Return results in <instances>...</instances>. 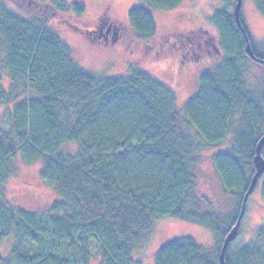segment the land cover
<instances>
[{
    "label": "trees",
    "instance_id": "trees-1",
    "mask_svg": "<svg viewBox=\"0 0 264 264\" xmlns=\"http://www.w3.org/2000/svg\"><path fill=\"white\" fill-rule=\"evenodd\" d=\"M142 1L160 10L183 2ZM236 1L220 0L212 14L221 60L199 75L196 92L179 109L173 91L144 70L102 76L82 68L54 32L0 0V105L8 113V125L0 127V245L10 241L0 264H90L92 257L97 264H139L134 250L164 217L204 226L217 242L206 253L192 236L173 237L158 246L154 264H219L264 133V89L255 95L242 78L250 58L246 44L258 62L264 47L253 43L241 13L237 24ZM253 2L264 15V0ZM57 8L84 12L74 2ZM128 21L138 39L154 36L156 23L146 8H130ZM229 133L227 149L209 155L236 204L219 217L197 192L190 163L202 143L215 147ZM17 153L26 164L41 163L40 178L60 197L49 207L30 210L7 201L4 187ZM259 181L264 200V171L254 188ZM255 238L234 250L231 242L225 264H264V224Z\"/></svg>",
    "mask_w": 264,
    "mask_h": 264
},
{
    "label": "rangeland",
    "instance_id": "rangeland-1",
    "mask_svg": "<svg viewBox=\"0 0 264 264\" xmlns=\"http://www.w3.org/2000/svg\"><path fill=\"white\" fill-rule=\"evenodd\" d=\"M8 6L21 16L43 24L54 32L72 52L73 59L82 68L102 76L123 75L130 68L141 69L169 87L176 106L183 108L186 100L198 86L199 75L213 69L221 60L218 39L211 16L222 6L220 0H183L172 10L148 7L142 0H6ZM80 3L82 14H72L58 10L60 2ZM146 8L156 23L154 36L148 41L138 39L128 21V11L135 6ZM240 13L246 30L259 48L264 47V15L253 0H241ZM94 25L106 33V27L116 25L121 33L113 41L109 40L112 29L105 41L94 36L87 29ZM186 36H190L194 46H183ZM213 43L218 53L211 50ZM200 44V48L198 47ZM1 48V47H0ZM210 49V52L207 51ZM194 51L198 59L180 62L181 53ZM1 56V50H0ZM243 86L247 91L259 95L264 89V64L247 58ZM8 125L5 105H0V127ZM231 133L223 143L211 147L200 145L201 151L191 159L190 172L197 184V192L206 197L209 207L219 217L228 216L235 209V200L223 189L219 176L213 169L209 155L227 149ZM74 148L70 146L69 149ZM264 159V153H263ZM12 176L4 189L7 201L30 210L49 207L60 197L51 184L40 178L41 163L26 164L17 153L10 160ZM264 224V200L261 181L246 199L240 220V229L232 241L231 249L250 244L256 238L257 228ZM179 236H192L206 253H213L216 236L210 229L184 220L164 217L154 223L146 242L134 250L133 258L139 264H154V253L158 246ZM10 241L0 245V254L8 252ZM97 244L91 240V251L95 253ZM90 264H97L92 257Z\"/></svg>",
    "mask_w": 264,
    "mask_h": 264
},
{
    "label": "water",
    "instance_id": "water-1",
    "mask_svg": "<svg viewBox=\"0 0 264 264\" xmlns=\"http://www.w3.org/2000/svg\"><path fill=\"white\" fill-rule=\"evenodd\" d=\"M240 7H241V0H237L236 4L234 6V16H235V20H236L238 25H239ZM245 51L252 59H257V58H255L253 51H252V48H251L249 43L246 44ZM260 62L262 64H264V59L260 60ZM263 146H264V133L260 137V139L258 140V142L256 144V151H255L256 154L253 157V164L255 167V173L251 179V182H250V185L248 188V192L244 196V199H243V202L241 205V211L239 213L238 219L236 220L233 227L228 231V233L225 235V237L223 239V242H222V245H221V248L219 251V255H218L219 264H225L224 258H225L226 249H227L228 245L236 238V236L238 234L239 226H240V220L242 218L243 209L245 206V202H246V198L248 196V193L253 190L258 178L260 177V175L264 171V159L260 155V151H261Z\"/></svg>",
    "mask_w": 264,
    "mask_h": 264
},
{
    "label": "flooded vegetation",
    "instance_id": "flooded-vegetation-1",
    "mask_svg": "<svg viewBox=\"0 0 264 264\" xmlns=\"http://www.w3.org/2000/svg\"><path fill=\"white\" fill-rule=\"evenodd\" d=\"M112 29V31H111ZM88 32H90L91 34H93L94 36L100 37L101 39L107 41V35L109 34V32H112V37L109 38V40L113 41L115 38L114 35H118L121 33L120 27H117L116 25H109V27H106V33L104 34L103 30H99L97 25H94L92 28L87 29ZM193 39L190 36H186L185 40H182L183 42V46H185L186 44H188L190 47L194 46V43L192 41ZM205 43H209V42H205ZM211 50L215 51L218 53V49L217 47L211 42L209 43ZM198 47L200 48V44H198ZM207 51L210 52V49H207ZM198 59V55L194 56V51H184L181 53V58H180V62L181 64H183L185 61H190V60H194V59Z\"/></svg>",
    "mask_w": 264,
    "mask_h": 264
}]
</instances>
